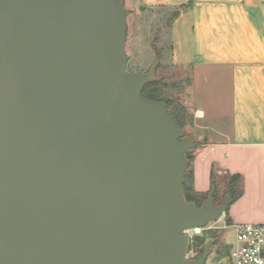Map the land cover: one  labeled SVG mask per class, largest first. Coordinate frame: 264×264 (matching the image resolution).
Masks as SVG:
<instances>
[{
	"label": "water",
	"instance_id": "water-1",
	"mask_svg": "<svg viewBox=\"0 0 264 264\" xmlns=\"http://www.w3.org/2000/svg\"><path fill=\"white\" fill-rule=\"evenodd\" d=\"M122 0H0V264H206L219 221L185 176L199 143L128 70Z\"/></svg>",
	"mask_w": 264,
	"mask_h": 264
},
{
	"label": "crops",
	"instance_id": "crops-1",
	"mask_svg": "<svg viewBox=\"0 0 264 264\" xmlns=\"http://www.w3.org/2000/svg\"><path fill=\"white\" fill-rule=\"evenodd\" d=\"M141 2L180 11L169 51L173 66L190 71L194 191L209 194L215 173L239 175L243 194L224 217L264 224V0Z\"/></svg>",
	"mask_w": 264,
	"mask_h": 264
},
{
	"label": "rangeland",
	"instance_id": "rangeland-1",
	"mask_svg": "<svg viewBox=\"0 0 264 264\" xmlns=\"http://www.w3.org/2000/svg\"><path fill=\"white\" fill-rule=\"evenodd\" d=\"M123 2L128 11V70L130 72L146 73L157 61L158 56H161L157 76L161 78L160 81H164L167 85L164 97L186 107L189 118L184 130L186 135L189 136L187 127L190 124L189 119L191 117L190 91L192 89L190 88V71L189 69L176 68L171 62L169 51L171 39L168 25L171 13L161 7L153 10L143 8L141 0H125ZM195 151L196 149L192 154ZM190 164L188 170L191 168ZM214 176L219 182L216 189V192H219L218 197L223 198L224 196L226 198L228 193L224 179L229 176L216 173ZM216 204L218 205V203ZM226 214L227 212L219 221L211 223L197 236L204 237V246L209 242L213 243L210 247L211 254L206 264H233L231 252L235 244V233L228 224L227 218L224 217ZM196 239L193 247L197 250L199 256L202 253L199 254L200 249L195 246Z\"/></svg>",
	"mask_w": 264,
	"mask_h": 264
},
{
	"label": "trees",
	"instance_id": "trees-1",
	"mask_svg": "<svg viewBox=\"0 0 264 264\" xmlns=\"http://www.w3.org/2000/svg\"><path fill=\"white\" fill-rule=\"evenodd\" d=\"M125 1V0H122ZM180 11H176L174 13H172L171 18L168 22L169 27L172 26L173 22L175 21V19L179 16ZM167 87L166 83L164 81H157V82H153L150 83L148 85H146V87L143 90V95L147 98H150L152 100L155 101H163L168 105V111L169 113L180 123V125L185 128L187 125V119L188 117V113H187V109L186 107L183 105L178 104L176 101L172 100V99H165L164 95H165V88ZM193 122V118L192 115L189 119V126L192 125ZM193 161V154H191V158H190V163H192ZM191 165V164H190ZM225 181V185L227 187V193L229 191L232 192V198H233V202L237 201L243 194V190H242V186H241V182H242V177L239 175H235V176H231L228 178L224 179ZM219 182L217 181V179L215 178V176L212 178V185H218ZM184 188H185V193H186V197L188 201H193L195 202L198 206H201L208 198V194H199L196 193L194 191L193 188V170L192 168H190L185 176V184H184ZM219 192L217 191L215 193V202L218 204L222 203V200H224L223 198H225L223 196V198H219ZM228 212V211H227ZM228 224L231 225L230 221H228ZM195 246L200 249L199 254L203 253V248H204V237L199 236L196 239V243Z\"/></svg>",
	"mask_w": 264,
	"mask_h": 264
},
{
	"label": "built area",
	"instance_id": "built-area-1",
	"mask_svg": "<svg viewBox=\"0 0 264 264\" xmlns=\"http://www.w3.org/2000/svg\"><path fill=\"white\" fill-rule=\"evenodd\" d=\"M230 227L235 233V244L231 252L233 264H264V224L242 223ZM204 230L205 228H196L186 231L191 245L188 258L198 256L193 244Z\"/></svg>",
	"mask_w": 264,
	"mask_h": 264
},
{
	"label": "flooded vegetation",
	"instance_id": "flooded-vegetation-1",
	"mask_svg": "<svg viewBox=\"0 0 264 264\" xmlns=\"http://www.w3.org/2000/svg\"><path fill=\"white\" fill-rule=\"evenodd\" d=\"M197 258V257H196ZM196 258H194V259H196Z\"/></svg>",
	"mask_w": 264,
	"mask_h": 264
}]
</instances>
